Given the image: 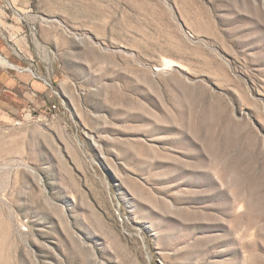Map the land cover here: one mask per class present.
Returning a JSON list of instances; mask_svg holds the SVG:
<instances>
[{
	"label": "rangeland",
	"instance_id": "1",
	"mask_svg": "<svg viewBox=\"0 0 264 264\" xmlns=\"http://www.w3.org/2000/svg\"><path fill=\"white\" fill-rule=\"evenodd\" d=\"M0 33L60 95L0 126V264H264V0H0Z\"/></svg>",
	"mask_w": 264,
	"mask_h": 264
},
{
	"label": "crops",
	"instance_id": "2",
	"mask_svg": "<svg viewBox=\"0 0 264 264\" xmlns=\"http://www.w3.org/2000/svg\"><path fill=\"white\" fill-rule=\"evenodd\" d=\"M14 29L19 31L20 27L16 26ZM15 43L30 55L25 37H17ZM0 55L13 64L23 66L25 63L18 52L12 51L11 45L1 33ZM53 100L44 83L34 78L30 72L19 71L0 63V126L16 124L18 119L25 120L31 112L46 113L50 111Z\"/></svg>",
	"mask_w": 264,
	"mask_h": 264
},
{
	"label": "built area",
	"instance_id": "3",
	"mask_svg": "<svg viewBox=\"0 0 264 264\" xmlns=\"http://www.w3.org/2000/svg\"><path fill=\"white\" fill-rule=\"evenodd\" d=\"M30 28L33 29L34 27H33V26H30ZM6 61H7V60H6ZM7 65L10 66V67L13 68V69H16V70H19V71H27V72H30L31 75H32L34 78H36V79H38V80H40V81H42V82L44 83V85H45V86L47 87V89L49 90L50 95H51V97H52L53 99H55V98H56V99H57V98H60V95H59L58 91H56V90L54 89V85H53L52 81H50V79H49L48 77H46L44 74L36 72L35 69H34L33 67H31V65L20 66V65H17V64L10 63V62H8V61H7ZM58 103H59L58 100H57V101H56V100H53V101L50 103V110L55 109V108L57 107L56 104H58ZM21 121H22V119H18L15 123H16V124H20Z\"/></svg>",
	"mask_w": 264,
	"mask_h": 264
},
{
	"label": "bare ground",
	"instance_id": "4",
	"mask_svg": "<svg viewBox=\"0 0 264 264\" xmlns=\"http://www.w3.org/2000/svg\"><path fill=\"white\" fill-rule=\"evenodd\" d=\"M6 59L5 58H3L1 55H0V63H3V64H5V62H6V64H7V61H5Z\"/></svg>",
	"mask_w": 264,
	"mask_h": 264
}]
</instances>
